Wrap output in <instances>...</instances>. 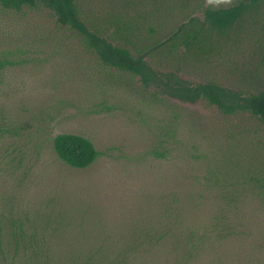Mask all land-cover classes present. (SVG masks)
Returning <instances> with one entry per match:
<instances>
[{"label": "rangeland", "instance_id": "obj_1", "mask_svg": "<svg viewBox=\"0 0 264 264\" xmlns=\"http://www.w3.org/2000/svg\"><path fill=\"white\" fill-rule=\"evenodd\" d=\"M231 1L76 0L90 30L161 73L264 90V9L203 51L167 45ZM155 92L48 8L0 2V213L20 217L56 264H264V123ZM60 134L100 156L69 166Z\"/></svg>", "mask_w": 264, "mask_h": 264}, {"label": "trees", "instance_id": "obj_2", "mask_svg": "<svg viewBox=\"0 0 264 264\" xmlns=\"http://www.w3.org/2000/svg\"><path fill=\"white\" fill-rule=\"evenodd\" d=\"M10 9L42 5L48 8L57 21L78 32L101 61L110 68L140 77L145 87L153 86L155 93L170 96L183 102L196 103L203 99L215 105L225 115L248 113L264 123V90L245 92L227 88L215 81L193 84L177 74L161 73L146 60L147 53L133 52L122 44H115L109 35L90 30L76 0H0ZM264 9V0H232L224 7L208 6L203 19L193 17L175 34L179 42L172 49L182 48L188 52L203 51L220 44L247 19ZM58 156L73 168L85 169L100 156L94 143L81 135L60 134L54 139ZM264 192V187L260 189ZM183 223L186 217L182 215ZM187 254H192L197 236L195 228H187ZM40 236L29 232L23 220L12 213H0V264H56L44 257L39 248ZM116 264V263H110Z\"/></svg>", "mask_w": 264, "mask_h": 264}]
</instances>
